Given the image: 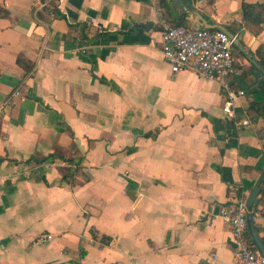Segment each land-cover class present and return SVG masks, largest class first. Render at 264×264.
Listing matches in <instances>:
<instances>
[{
    "label": "crops",
    "instance_id": "obj_1",
    "mask_svg": "<svg viewBox=\"0 0 264 264\" xmlns=\"http://www.w3.org/2000/svg\"><path fill=\"white\" fill-rule=\"evenodd\" d=\"M188 1L250 53L264 42V21L240 24L264 0ZM166 2L0 0V264H235L217 211L260 176L264 117L244 92L232 116L222 102L253 73L236 54L223 80L171 72ZM251 212L264 241V195Z\"/></svg>",
    "mask_w": 264,
    "mask_h": 264
},
{
    "label": "built area",
    "instance_id": "obj_2",
    "mask_svg": "<svg viewBox=\"0 0 264 264\" xmlns=\"http://www.w3.org/2000/svg\"><path fill=\"white\" fill-rule=\"evenodd\" d=\"M160 50L171 72L189 69L204 78L222 80L238 72L233 65L232 39L218 29L163 22ZM237 94L242 95L243 90L234 92L227 88L222 110L228 116L233 115L232 101ZM246 213L245 198L237 190L228 195L217 211L232 235L235 264H264V254L256 249L245 234ZM50 238V233H39L32 242L42 244Z\"/></svg>",
    "mask_w": 264,
    "mask_h": 264
},
{
    "label": "trees",
    "instance_id": "obj_3",
    "mask_svg": "<svg viewBox=\"0 0 264 264\" xmlns=\"http://www.w3.org/2000/svg\"><path fill=\"white\" fill-rule=\"evenodd\" d=\"M188 6H191L188 0H183ZM157 3L161 6L166 7L167 2L166 0H157ZM241 20L240 24L248 30L251 34L256 35L259 31V24L264 21V1L257 2V3H247L241 1ZM175 8V7H174ZM51 9L54 11L55 14H59L58 10L55 6H52ZM175 14L169 20V24L172 25H192L197 26L193 23L192 19L188 17V13L181 11L178 8H175ZM8 13L7 9L0 5V16L6 15ZM39 15V11H37ZM200 27V26H199ZM132 28L126 29V31H131ZM212 29V28H209ZM104 32H98L96 35H101ZM232 54H236L240 58H243L248 65V69L253 73V81L249 84H246L243 87V92L249 96L248 105H247V114L251 116H262L264 117V73L261 72L258 68H256L252 63H250L246 57L237 49V47L232 44ZM251 54L258 60V62L264 67V42H258L254 49L251 51ZM234 57V56H233ZM16 62L20 63L19 56H16ZM234 67L237 69V74L239 73L240 65H236L235 59L233 61ZM28 68V65H25ZM245 71V68L244 70ZM63 158V157H61ZM67 161H72L70 158H65ZM260 175L262 179L259 182V191L260 194L254 201L261 202L262 197L264 195V168L261 170ZM64 180H67V175H62ZM252 207V206H251ZM246 236L249 238L250 242L253 244L252 240L250 239L249 232L245 230ZM101 238H104L103 236ZM108 237L104 238L107 239ZM261 238V237H260ZM263 246L264 241L261 238ZM254 245V244H253Z\"/></svg>",
    "mask_w": 264,
    "mask_h": 264
},
{
    "label": "water",
    "instance_id": "obj_4",
    "mask_svg": "<svg viewBox=\"0 0 264 264\" xmlns=\"http://www.w3.org/2000/svg\"><path fill=\"white\" fill-rule=\"evenodd\" d=\"M170 2L180 9L181 11L187 12L189 17L200 27L202 28H212V29H218L226 33L228 37L232 39V44H234L237 49L246 57V59L252 63L256 68H258L261 72L264 73V67L258 62V60L251 55L250 51L247 49L246 46L242 44V42L239 40V38L236 36V34L229 31L224 25L219 23H210L206 21V19L200 14V12L192 7L188 6L183 0H170ZM141 26L147 28L148 24H141ZM262 179V176L260 175L258 179L253 184L252 188L248 192L245 198V206L247 209L246 213V227L250 235V239L252 240L254 246L256 249L264 254V246L262 243V240L260 236L257 233V230L255 228V225L252 220V212H251V206L253 204V201L255 199V196L257 195L259 191V182Z\"/></svg>",
    "mask_w": 264,
    "mask_h": 264
}]
</instances>
